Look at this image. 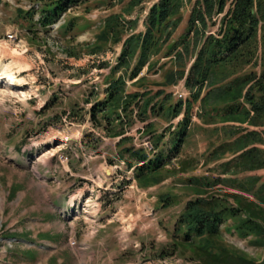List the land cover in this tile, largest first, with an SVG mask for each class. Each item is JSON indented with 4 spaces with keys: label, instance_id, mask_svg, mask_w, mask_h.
Listing matches in <instances>:
<instances>
[{
    "label": "rangeland",
    "instance_id": "rangeland-1",
    "mask_svg": "<svg viewBox=\"0 0 264 264\" xmlns=\"http://www.w3.org/2000/svg\"><path fill=\"white\" fill-rule=\"evenodd\" d=\"M129 1H91L52 24L43 22V0L0 4V47L16 51L30 65L12 74L17 84L12 87L11 73L5 74L3 67L13 58L9 53L0 55V264H198L189 259L190 254L172 250V234L186 203L195 198L188 180L220 175V162L207 163L206 157L226 140L222 124L206 123L195 109L186 141L178 153H172L171 132L175 131L169 125L176 126L183 116L168 122L163 115H151L149 121L156 124L153 135L142 133L145 124L140 119L124 121L129 139L122 147L120 138L107 136L89 115L92 103L87 100L105 98V78L123 46L105 44L104 51L91 53L105 18L138 17L136 32H144L149 9L159 0H144L131 16L126 12ZM196 1L183 0V20L170 45L152 59L157 65L147 83L154 92L176 67L166 56L189 30ZM224 14L214 16L216 25L208 20V34L219 32ZM191 62L192 58L188 68ZM183 86L180 80L164 90L178 101L176 92ZM128 88L137 89L131 81ZM73 109L78 115L70 117ZM161 135L165 137L158 152L168 157L160 173L162 181L142 188L123 149L146 148L148 142L155 145ZM181 160L189 163L187 172L179 171ZM248 176H258L262 182L264 169L241 174L237 180ZM221 188L218 185L213 191ZM164 196L170 198L163 202ZM257 216L264 222V213ZM233 226V220L222 226L223 240L263 261L264 247L255 244L252 236L240 237ZM162 249L168 251L165 258L158 255Z\"/></svg>",
    "mask_w": 264,
    "mask_h": 264
},
{
    "label": "trees",
    "instance_id": "trees-1",
    "mask_svg": "<svg viewBox=\"0 0 264 264\" xmlns=\"http://www.w3.org/2000/svg\"><path fill=\"white\" fill-rule=\"evenodd\" d=\"M43 1L46 2L43 22L52 24L69 10L95 0ZM142 2L130 0L127 14L131 16ZM182 6L183 0H159L153 4L144 21V32H136L138 17L127 19L113 14L105 18L91 53L104 51L105 44L123 46L105 78L108 85L105 98L87 100L92 103L91 122L102 127L107 136L120 138L118 146L123 147L129 139L122 126L124 121L133 123L134 118L140 119L145 124L142 133L153 135L156 124L149 121L151 115H163L168 122L183 115L176 126L169 125L175 131L171 132L172 153H178L186 141L195 109L206 123L222 124L226 140L206 157L207 163L220 162V175L188 180L187 186L195 198L186 203L175 224L172 250L190 254L189 259L198 264H264V260H256L229 246L222 232V226L233 220V228L240 237L252 236L255 244L264 247V222L257 216L264 213L260 205H264V181L258 176L237 180L241 174L264 169V0L196 1L189 30L171 45L166 56L175 55L176 67L165 74L164 83L159 84L163 87L154 92L147 83L148 74L157 65L152 59L170 45L183 20ZM221 13L225 14L219 32L208 34V20L216 25L214 16ZM26 14L33 16V12ZM146 67V73L142 74ZM183 79L189 95L185 100L175 101L174 95L164 89ZM128 81L137 89L129 90ZM77 115L75 109L69 112L70 117ZM164 137H157L153 156L145 148L123 149V154H128L125 161L130 169L135 168V179L142 188L162 181L160 173L166 168L168 157L164 151L158 152V148ZM189 168L187 160L180 161L179 171L187 172ZM218 185L223 188L214 192L213 187ZM169 198L164 196L160 200L166 202ZM167 254L164 249L158 252L162 258Z\"/></svg>",
    "mask_w": 264,
    "mask_h": 264
},
{
    "label": "bare ground",
    "instance_id": "bare-ground-1",
    "mask_svg": "<svg viewBox=\"0 0 264 264\" xmlns=\"http://www.w3.org/2000/svg\"><path fill=\"white\" fill-rule=\"evenodd\" d=\"M8 53L9 55H11L13 60L9 64L3 67V71L5 72V74L9 72L11 73L9 79L10 82L9 86L17 87L16 81L11 78L12 74H15L16 72L20 73L24 70H28L30 68V65L28 64V62L22 61V59L18 57L21 55H19L16 51H13L12 49L8 50L6 48L0 47V55L6 56L8 55Z\"/></svg>",
    "mask_w": 264,
    "mask_h": 264
},
{
    "label": "built area",
    "instance_id": "built-area-1",
    "mask_svg": "<svg viewBox=\"0 0 264 264\" xmlns=\"http://www.w3.org/2000/svg\"><path fill=\"white\" fill-rule=\"evenodd\" d=\"M177 94L179 95V97L181 96V95H184L185 93L184 92H180V91H178L177 92ZM147 146H149L150 147V145L147 143Z\"/></svg>",
    "mask_w": 264,
    "mask_h": 264
}]
</instances>
